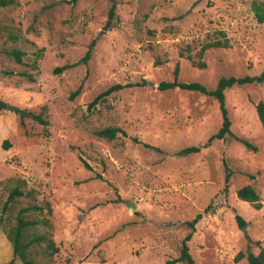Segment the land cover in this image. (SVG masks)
Wrapping results in <instances>:
<instances>
[{
    "label": "rangeland",
    "instance_id": "rangeland-1",
    "mask_svg": "<svg viewBox=\"0 0 264 264\" xmlns=\"http://www.w3.org/2000/svg\"><path fill=\"white\" fill-rule=\"evenodd\" d=\"M251 1L14 0L0 6V99L15 107L0 109V214L15 178L33 189L21 204L48 201L51 212L39 217L49 226L38 231L58 248L53 264H166L179 255L191 231L186 221L197 213L187 242L195 264H248L234 261L246 249V234L264 248V132L255 107L264 102V82L225 90L231 131L255 149L231 136L206 145L222 122L218 101L158 88L175 78L176 66L178 81L208 89L221 76L264 70V21L257 22ZM213 40L227 44L200 54ZM118 83L130 86L90 106ZM17 108L41 114L48 124L21 119ZM106 126L127 135L95 134ZM189 146L199 150L178 154ZM223 160L231 170L226 191ZM246 184L259 195L258 209L236 195ZM5 227L0 224V264L12 259Z\"/></svg>",
    "mask_w": 264,
    "mask_h": 264
},
{
    "label": "trees",
    "instance_id": "trees-1",
    "mask_svg": "<svg viewBox=\"0 0 264 264\" xmlns=\"http://www.w3.org/2000/svg\"><path fill=\"white\" fill-rule=\"evenodd\" d=\"M14 0H0V6H7L13 4ZM115 4L112 3L109 9V18L107 21V26L110 24L111 19L114 17ZM251 9L254 13V17L257 22L262 23L264 21V0H252ZM225 41L213 40L202 45L200 49V54H202L206 49L211 47H224L226 46ZM93 43H91L89 50L87 51L84 61L90 56ZM13 57L17 62H21L20 51L13 50L11 52ZM199 66L203 67L204 63H198ZM177 70L175 68V78L171 81H161L158 84L160 90H167L173 88H179L182 90H191L202 93L207 96H211L218 101L219 109L222 115V122L217 130L209 140L206 145H209L214 139H226V137L231 136L236 140L242 142L246 147L255 149V147L246 139L238 137L233 134L231 131V121L228 116V110L225 105V90L233 85H244L248 83H262L264 82V70L259 74L254 76H241L236 77L233 75L230 76H221L216 84V87L213 89L206 88L203 84L197 81L192 82H180L177 79ZM61 71V69H59ZM145 83L146 81H142ZM140 84V83H138ZM128 85L125 84H114L103 92L99 93L93 101L90 103V106L95 105L99 99L110 94L115 90L125 88ZM81 84L70 93L69 98H75L81 92ZM7 104L0 99V109L5 108ZM256 113L258 119L261 123L263 132H264V102L258 101L256 104ZM16 112L19 113L20 118L32 117L33 119L38 120L41 124L47 125L48 122L46 119L42 118L41 114H34L31 111L25 109L17 108ZM95 134L99 137L112 140L116 138L119 134L127 135V133L120 127L117 126H106L99 128L95 131ZM134 142H140L137 137H130ZM5 147H8L9 144L7 141L4 142ZM148 146V145H146ZM199 150V147L189 146L181 149L178 154H186L190 152H196ZM86 167L89 165L83 161ZM225 166V179L223 189L226 191L229 184V178L231 176V170L227 166L225 160H223ZM15 185L11 187L8 192L6 199L2 202L1 205V214H0V224L6 225L5 235L12 247V259L9 263H13L15 260L23 262V264H53L52 259L54 254L58 251L57 246L53 239L46 232H39L38 227L40 225L49 226V221L44 217H39L43 215V211L46 210V213L51 212V207L48 201H45L44 204H38L36 202L28 201L24 204H21V200L24 198L31 199L33 189L25 190V181L20 178L13 179ZM236 195L239 199L250 202L254 208L258 209L260 207V198L255 189L250 185L246 184L239 187L236 190ZM201 217V213H197L191 220L186 221V224L191 228V231L188 232L182 239L179 255L175 258L169 259L166 261V264H174L176 262H181L183 264H195L194 259L189 252V247L187 242L191 239L192 231H194L195 224ZM235 219L239 228L243 229L245 227V221L238 214L235 215ZM246 237V249L239 250L235 256L234 261H239L243 258L246 259L248 264H264V248L260 247V241L253 240L247 234ZM256 245L259 247V251L254 253L252 251V246Z\"/></svg>",
    "mask_w": 264,
    "mask_h": 264
},
{
    "label": "water",
    "instance_id": "water-1",
    "mask_svg": "<svg viewBox=\"0 0 264 264\" xmlns=\"http://www.w3.org/2000/svg\"><path fill=\"white\" fill-rule=\"evenodd\" d=\"M151 85H152V87H154V83H152ZM7 106L11 107L12 109L15 108L14 106H11V105H7ZM128 205H129V209H133L134 205L132 203L129 202Z\"/></svg>",
    "mask_w": 264,
    "mask_h": 264
}]
</instances>
